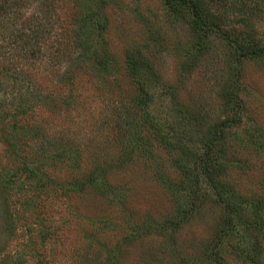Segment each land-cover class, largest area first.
Segmentation results:
<instances>
[{"label":"rangeland","instance_id":"rangeland-1","mask_svg":"<svg viewBox=\"0 0 264 264\" xmlns=\"http://www.w3.org/2000/svg\"><path fill=\"white\" fill-rule=\"evenodd\" d=\"M92 1L60 13L104 62L2 79L0 264H253V245L264 264V0H203V36L182 3L101 0L95 27ZM131 49L155 74L147 119Z\"/></svg>","mask_w":264,"mask_h":264},{"label":"trees","instance_id":"trees-1","mask_svg":"<svg viewBox=\"0 0 264 264\" xmlns=\"http://www.w3.org/2000/svg\"><path fill=\"white\" fill-rule=\"evenodd\" d=\"M62 2L63 0H0V86L3 84L2 79L6 72L14 71L7 65H19V70H22L21 68L26 65L30 67L37 62H48L53 65L62 60L68 62L79 56L83 57L86 53L90 59L99 63L104 62V58L96 50V39L89 36L86 28L75 23L72 13L61 15ZM100 2L101 0L92 1L95 8V18H93L95 27L99 25L102 16ZM165 2L171 5L184 4L192 17L194 25L192 30L196 35L197 30L201 36L205 35L206 26L199 20L206 13L200 8L203 0H165ZM197 21L201 24L198 27ZM74 39L78 41L79 51L75 50ZM125 68L132 81L137 84L133 101L141 105L142 117L147 119L150 116L147 111L148 104L152 102V89L156 83L152 80L155 76L154 71L145 57L136 54L132 49L126 51ZM27 79H32V75H24L22 81ZM223 234L227 236V233ZM254 248L253 245L252 249L248 250L252 255L249 261L253 264L257 256L253 251ZM213 251L210 263L226 264L220 249L216 248Z\"/></svg>","mask_w":264,"mask_h":264}]
</instances>
